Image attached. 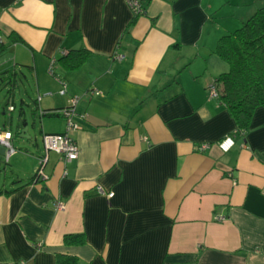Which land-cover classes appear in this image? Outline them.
Masks as SVG:
<instances>
[{"label": "crops", "instance_id": "obj_1", "mask_svg": "<svg viewBox=\"0 0 264 264\" xmlns=\"http://www.w3.org/2000/svg\"><path fill=\"white\" fill-rule=\"evenodd\" d=\"M144 6L134 19L126 0H0V75L17 65L34 74L40 118L59 117L44 112L77 97L80 127L69 131L78 158L64 163L50 152L46 181L32 182L43 135L65 133L66 122L42 128L40 145L14 146L17 176L0 183V264H57V254L79 264H264V107L241 131L208 94L230 69L215 54L219 39L264 4ZM80 48L91 56L64 70L58 60ZM19 121L27 128L23 108ZM228 135L235 146L223 153ZM71 234L85 244L66 246Z\"/></svg>", "mask_w": 264, "mask_h": 264}, {"label": "trees", "instance_id": "obj_2", "mask_svg": "<svg viewBox=\"0 0 264 264\" xmlns=\"http://www.w3.org/2000/svg\"><path fill=\"white\" fill-rule=\"evenodd\" d=\"M14 40L17 41L16 38ZM6 48L7 46L0 42V53ZM215 54L230 68L214 82L219 92V100L225 104L234 118L237 129L247 130L255 111L264 107V6L239 29L222 36L216 45ZM90 56L91 52L86 48L74 49L61 56L58 63L64 70L73 71L82 67ZM1 75L6 84L12 88L17 87L16 70H7ZM44 114L54 115L53 111L49 110ZM35 178L36 174L32 182ZM85 242L84 234L64 237L66 246H81ZM56 258L57 264H79V259L74 256L57 254Z\"/></svg>", "mask_w": 264, "mask_h": 264}, {"label": "rangeland", "instance_id": "obj_3", "mask_svg": "<svg viewBox=\"0 0 264 264\" xmlns=\"http://www.w3.org/2000/svg\"><path fill=\"white\" fill-rule=\"evenodd\" d=\"M264 4V0H256ZM17 87L12 88L6 84L0 75V128L11 129L14 134L13 144L15 147H25V144H31L38 141L41 142L40 130L43 129H62L64 120L60 117H43L38 114L32 115L33 110H36V101L38 99L37 85L34 74L28 72L25 67L17 65ZM24 104H23V102ZM15 106V112L9 111V106ZM25 111L27 118L29 133L31 140L28 137H21L23 122L19 121L21 110ZM46 121V122H45ZM45 124V125H44ZM17 173L12 168L11 164L5 162V158L0 155V183H4L5 177L14 178Z\"/></svg>", "mask_w": 264, "mask_h": 264}, {"label": "built area", "instance_id": "obj_4", "mask_svg": "<svg viewBox=\"0 0 264 264\" xmlns=\"http://www.w3.org/2000/svg\"><path fill=\"white\" fill-rule=\"evenodd\" d=\"M128 6L133 12L135 17L144 16L146 14V8L144 6L145 0H126ZM1 42V39H0ZM55 61H53L50 72H53ZM66 88L63 85L62 90H60V94H65ZM92 94H98L96 90H91ZM208 94L210 99H219V92L217 89V85L215 83L211 84L208 87ZM40 100V98H39ZM79 99L77 97H73L71 99V105L67 108H63L60 110L53 111L54 115H57L64 119L66 122L67 131L63 134H44L42 138V142L45 149V154L40 158L39 166L35 171L36 178L35 181H46L49 176L44 172L45 167L48 162V154L50 152H56L60 155L61 161L64 163H70L75 161L79 156V147L74 141V139L69 134L71 130H79V125L74 121V117L76 114V106L78 104ZM9 111H14V106L11 105L9 107ZM82 118H86L85 115ZM13 133L10 131L0 132V146L5 148V162L8 163L10 158L15 155L18 151L13 145ZM218 146L223 153L229 152L235 146V139L233 135H228L224 137L219 143ZM208 148L207 144H203L199 147L200 151H204ZM98 194L107 195L109 198L113 197L114 193H107L102 187L98 186L96 189ZM55 207L60 209L63 207L62 202H57ZM223 217H219L218 220H223Z\"/></svg>", "mask_w": 264, "mask_h": 264}, {"label": "water", "instance_id": "obj_5", "mask_svg": "<svg viewBox=\"0 0 264 264\" xmlns=\"http://www.w3.org/2000/svg\"><path fill=\"white\" fill-rule=\"evenodd\" d=\"M21 137H28L29 138V136L27 135V128L23 129ZM0 155L1 156L5 155V148H3L1 146H0Z\"/></svg>", "mask_w": 264, "mask_h": 264}]
</instances>
